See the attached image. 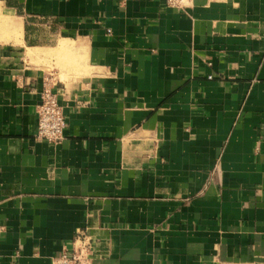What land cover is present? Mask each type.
Masks as SVG:
<instances>
[{
  "label": "crops",
  "instance_id": "0c3cea01",
  "mask_svg": "<svg viewBox=\"0 0 264 264\" xmlns=\"http://www.w3.org/2000/svg\"><path fill=\"white\" fill-rule=\"evenodd\" d=\"M0 4L21 25L0 53V264H52L80 233L94 264H264V0ZM47 81L56 144L36 139Z\"/></svg>",
  "mask_w": 264,
  "mask_h": 264
},
{
  "label": "built area",
  "instance_id": "2783aa9c",
  "mask_svg": "<svg viewBox=\"0 0 264 264\" xmlns=\"http://www.w3.org/2000/svg\"><path fill=\"white\" fill-rule=\"evenodd\" d=\"M173 7L186 8L193 0H166ZM213 76L209 75L211 79ZM38 129L36 139L49 143H60L64 139L66 118L58 95L50 81H47L41 92L37 105ZM93 239L80 233L73 242L71 251L65 250L54 256L52 264H94Z\"/></svg>",
  "mask_w": 264,
  "mask_h": 264
},
{
  "label": "rangeland",
  "instance_id": "374dc122",
  "mask_svg": "<svg viewBox=\"0 0 264 264\" xmlns=\"http://www.w3.org/2000/svg\"><path fill=\"white\" fill-rule=\"evenodd\" d=\"M0 13H4V16L6 17L5 20L3 18H0V53H3V52L8 51V50H10V51L13 50L11 48H7L9 46L10 47H14V46L18 47L17 42H18L19 33L17 34V32H15V30L13 29L15 24L18 23V20L13 15H11V13L1 4H0ZM17 50L18 49H15V51H17ZM60 60H58V61L56 60L57 63H54L53 61L52 62L47 61V59L43 62L37 63V62L30 61V63L34 66L46 65L47 67H49V69H53L55 67V65L56 66L59 65ZM61 62H63L62 64L65 63L63 60H61ZM67 64H68V62H67Z\"/></svg>",
  "mask_w": 264,
  "mask_h": 264
},
{
  "label": "bare ground",
  "instance_id": "6f19581e",
  "mask_svg": "<svg viewBox=\"0 0 264 264\" xmlns=\"http://www.w3.org/2000/svg\"><path fill=\"white\" fill-rule=\"evenodd\" d=\"M7 15V14H6ZM0 18H3L4 20H5V16H4V13H0ZM3 21V20H2ZM18 24V23H17ZM17 24H15V26H14V30H15V32H17V34L19 33V36H20V33H21V28H20V26L21 25H17ZM18 39H19V37H18Z\"/></svg>",
  "mask_w": 264,
  "mask_h": 264
}]
</instances>
